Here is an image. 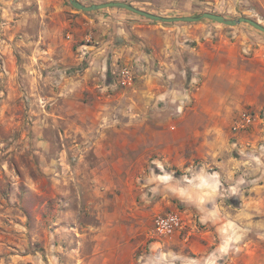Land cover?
<instances>
[{
  "label": "rangeland",
  "instance_id": "1",
  "mask_svg": "<svg viewBox=\"0 0 264 264\" xmlns=\"http://www.w3.org/2000/svg\"><path fill=\"white\" fill-rule=\"evenodd\" d=\"M79 1L86 5L101 3ZM131 1L165 14L213 12L229 18L250 17L264 25V0ZM87 15L75 9L69 0H0V264H33L35 259L42 264H87L81 261V253L85 260L91 255L92 237L86 234L83 241L77 239L81 225L97 223L101 205L110 212H130L129 223L142 226L141 192L151 188L145 186V172L149 171L163 176L171 174L158 183L173 195L176 203L173 209L160 211L154 217L179 212L184 228L176 233L181 239L189 234L191 223L204 227V213L191 208L189 203L195 187L203 189L199 182L191 180L203 172L201 164H112L114 157L119 156L117 150L107 155L93 146L96 105L78 100L76 87H71L70 96L63 93L64 82L78 78L86 63L87 53L82 58L80 54L86 42L81 19ZM201 21L229 36L242 30L243 45L253 47L252 54L244 51L249 57L244 60L253 76L239 87L241 106L237 111L239 115L252 116L251 125L241 132L248 134L252 127H258L257 137L249 140L252 143L243 155L255 176H264V32L249 23L234 27L210 19ZM217 89L224 91L226 87L218 85ZM193 93L203 94L202 102L195 103L201 109L215 104L210 100L211 92L203 90L202 85H196ZM203 123V117H195L191 125ZM189 136L181 135L184 139ZM200 137L203 139V135ZM235 153L238 152H233L234 156H242ZM142 154L134 151L132 157L138 160ZM128 168L135 175L131 183L119 172ZM124 174L127 175L125 171ZM263 187L253 199L260 209L264 208ZM219 199L231 202L225 195ZM255 218L262 233L264 212ZM155 236L160 241L169 238ZM157 249L156 252L148 247L144 258L136 253L132 264H211L203 253L178 242L173 246L162 244ZM258 252L259 264H264V247L259 246ZM213 260L212 264H218L216 258ZM249 263L245 258L238 261Z\"/></svg>",
  "mask_w": 264,
  "mask_h": 264
},
{
  "label": "crops",
  "instance_id": "2",
  "mask_svg": "<svg viewBox=\"0 0 264 264\" xmlns=\"http://www.w3.org/2000/svg\"><path fill=\"white\" fill-rule=\"evenodd\" d=\"M108 1H124L165 17L196 15L190 11L165 14L131 0L96 2ZM87 14L81 19L86 42L80 54L82 58L87 53L86 63L78 78L64 82L63 93L70 96L69 90L76 87L78 100H87L98 108L93 113L97 119L93 146L107 155L118 151L113 163L108 161L110 165L201 164L203 172L191 180L203 189L195 187L189 203L204 213V227L191 223L189 234L182 239L178 233L164 241L156 239L152 230L154 215L173 209L176 203L158 183L171 174L166 177L145 172V186L151 188L141 192L143 225L129 223L131 213L126 210L110 212L99 205L97 223L82 224L78 232L81 241L86 234L92 237L91 255L85 260L81 253V261L132 264L133 255L140 252L144 258L148 247L156 250L159 245L178 242L203 253L211 264L215 258L218 264H238L244 258L249 264H259L258 247H264V241L258 237L264 240V230L261 233L255 216L264 208L257 207L253 199L258 190L262 191L264 185L259 182L263 175L255 176L243 155L259 130L254 126L244 134L243 130L233 129L234 118L240 116L239 87L253 76L244 60L249 58L244 51L253 52L252 46L243 45L245 33L240 30L229 36L201 20L161 22L117 7ZM125 65L133 66V86L119 82L118 74ZM196 85L210 91V100L215 104L205 110L195 104L204 97L193 93ZM218 85L226 89L219 91ZM195 117H203V125H191ZM182 134L191 136L184 139ZM134 151L143 153L142 157L136 160L132 157ZM233 152L242 156H234ZM124 171H119L120 175L123 173L131 183L135 175L129 168ZM224 195L231 199L230 204L219 199ZM33 264L42 263L35 259Z\"/></svg>",
  "mask_w": 264,
  "mask_h": 264
},
{
  "label": "water",
  "instance_id": "3",
  "mask_svg": "<svg viewBox=\"0 0 264 264\" xmlns=\"http://www.w3.org/2000/svg\"><path fill=\"white\" fill-rule=\"evenodd\" d=\"M69 2L72 4V6L75 9L84 11V12H91L96 11L104 8L109 7H117V8H123L130 10L134 13H137L139 15L145 16L147 18L161 21V22H175V21H187V22H195L200 21L201 19H210L213 21H216L218 23L226 24L229 26L237 27L241 23H249L255 28L259 29L260 31L264 32V25H262L260 22L246 16L238 17V18H229L222 14H217L213 12H204L201 15H187V16H175V17H165L162 15L153 14L150 12H147L145 10H142L140 8L135 7L134 5L124 2V1H108L104 3H95L91 5H86L79 0H69Z\"/></svg>",
  "mask_w": 264,
  "mask_h": 264
},
{
  "label": "built area",
  "instance_id": "4",
  "mask_svg": "<svg viewBox=\"0 0 264 264\" xmlns=\"http://www.w3.org/2000/svg\"><path fill=\"white\" fill-rule=\"evenodd\" d=\"M119 82L123 86H133L134 69L131 65H125L118 74ZM252 123V116L248 113H242L235 121L233 129L244 130ZM184 228L183 217L179 212L170 211L157 214L154 217V233L159 237H170L178 230Z\"/></svg>",
  "mask_w": 264,
  "mask_h": 264
}]
</instances>
